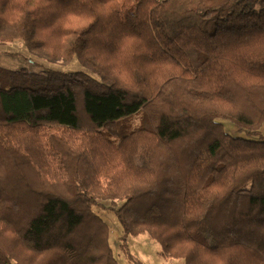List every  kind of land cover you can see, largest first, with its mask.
Returning <instances> with one entry per match:
<instances>
[{
  "label": "trees",
  "instance_id": "1",
  "mask_svg": "<svg viewBox=\"0 0 264 264\" xmlns=\"http://www.w3.org/2000/svg\"><path fill=\"white\" fill-rule=\"evenodd\" d=\"M15 43L85 72L0 68V264H123L101 200L164 258L264 264V140L220 123L264 126V0H0Z\"/></svg>",
  "mask_w": 264,
  "mask_h": 264
},
{
  "label": "rangeland",
  "instance_id": "2",
  "mask_svg": "<svg viewBox=\"0 0 264 264\" xmlns=\"http://www.w3.org/2000/svg\"><path fill=\"white\" fill-rule=\"evenodd\" d=\"M0 68L11 71L26 69L35 74H46L49 71L60 73L85 72L77 62L68 65L60 62L50 63L41 57L33 56L25 49L22 43L0 44ZM143 117L144 113L141 111L120 121L118 127H120L122 134H129L132 131L138 130L142 125ZM220 123L223 124L225 132L233 138L252 141L264 140V126L256 134L251 135L250 132L239 130L231 121L220 120ZM103 132L106 133V136L111 138L115 144L120 142L119 137L109 134L108 130L103 129ZM112 202V200H101L98 205L94 207L93 211L98 214L109 227V244L116 259L123 264H134L124 256L123 246L125 245L129 252L143 264H184L181 260L164 258L161 245L150 238L148 234L125 237L122 224L116 213L110 209V207H112ZM116 205L120 207L122 203H116Z\"/></svg>",
  "mask_w": 264,
  "mask_h": 264
}]
</instances>
